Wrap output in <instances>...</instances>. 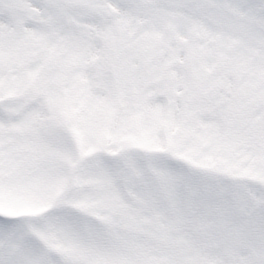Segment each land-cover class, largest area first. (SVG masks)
I'll use <instances>...</instances> for the list:
<instances>
[{"label": "snow or ice", "instance_id": "6c2138e0", "mask_svg": "<svg viewBox=\"0 0 264 264\" xmlns=\"http://www.w3.org/2000/svg\"><path fill=\"white\" fill-rule=\"evenodd\" d=\"M0 264H264V0H0Z\"/></svg>", "mask_w": 264, "mask_h": 264}]
</instances>
